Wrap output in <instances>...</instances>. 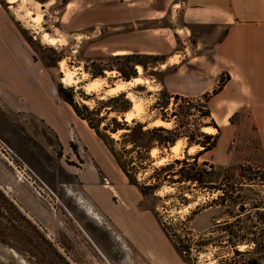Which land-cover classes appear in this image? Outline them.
Returning a JSON list of instances; mask_svg holds the SVG:
<instances>
[{
    "label": "rangeland",
    "instance_id": "rangeland-1",
    "mask_svg": "<svg viewBox=\"0 0 264 264\" xmlns=\"http://www.w3.org/2000/svg\"><path fill=\"white\" fill-rule=\"evenodd\" d=\"M78 1L2 0V4L16 19L36 58L53 69L56 89L60 85L78 107L98 111L89 116L113 139L129 178L122 175L99 138L85 133L57 98L50 127L44 118L27 117L21 122L15 115L5 117L0 109V264L249 263L254 253L235 256L234 251H251L252 240L264 246V153L257 133L264 118L248 115L245 107L250 103H243V110L228 118L211 116L209 101L230 79L227 71L221 72L211 92L199 98L168 95L161 85L163 75L171 71H162L164 58L109 56L110 33L130 31V23L116 24L118 30L103 27L91 37L92 27L78 26L84 8ZM68 2L72 4L65 7ZM117 4L125 17L127 0ZM27 12L37 21H29ZM73 17L76 25L69 24ZM134 24L137 29L174 30L185 24L193 33L192 44L197 34L209 35L211 43L224 35L223 28L187 24L181 13ZM43 33L57 38V43L45 44L40 38ZM136 65L148 82L129 88L135 102L128 101L125 93L106 101L114 97L105 94L106 88L136 77ZM61 67L75 72L76 84L62 80ZM94 79H103L106 86L87 93L83 86ZM112 107L129 108L122 114L124 120ZM127 113L134 115L132 121H125ZM153 117L168 122V127L161 128L170 133L143 132L153 128L149 125ZM123 121L129 130L109 132L123 127ZM204 128H212L213 134L204 133ZM218 134L223 135L216 154L223 156L225 145L230 157L240 149L236 162L224 168H216L202 156L203 145L211 141L205 136ZM173 137L180 146L176 157L167 156L163 164L160 159L151 162L169 153L171 146L164 141ZM187 146L198 152L186 154ZM148 147L154 148V154L146 155ZM76 193L82 200L76 199ZM79 202L91 208L99 223Z\"/></svg>",
    "mask_w": 264,
    "mask_h": 264
},
{
    "label": "crops",
    "instance_id": "crops-1",
    "mask_svg": "<svg viewBox=\"0 0 264 264\" xmlns=\"http://www.w3.org/2000/svg\"><path fill=\"white\" fill-rule=\"evenodd\" d=\"M118 2L119 0L78 1V5L84 7L78 26L80 29L92 27L89 32L91 37L103 27L110 26L113 30H118L116 24L130 23V31L110 33L107 38L111 42L107 53L109 56H121L115 54L122 53L163 57L165 62L162 64V71H171L163 75L162 87L168 95L192 99L211 92L218 84L221 72L227 71L230 79L209 101L211 116L228 118L233 112L242 111L245 106L243 103H250L245 107L249 111L248 115L264 118V0H127L128 11L125 17H121L118 12ZM70 4L72 2H68L65 7ZM88 6L91 7L87 9ZM179 13L182 21L187 24L223 28L224 35L211 43L209 35L197 34L196 42L192 44L190 39L193 33L185 24L175 30L137 29L134 24L166 16L173 18ZM65 15L66 13L63 18ZM77 21L76 17L70 18L69 24L76 25ZM84 35L90 38L87 37V32ZM173 58L176 61L170 62ZM244 87L246 89L242 91ZM55 98L79 122L85 133L97 138L86 122L79 119L69 104L59 97L53 69L45 67L36 58L16 19L0 0L1 113L5 117L15 115L16 120L21 122L27 117L44 118L48 126H53L51 122L55 116L52 112ZM160 119L150 118L149 125ZM56 131L60 134L59 130ZM257 133L264 153V125L257 128ZM221 135L223 134H218L215 147L202 155L216 168H224L236 162L240 156L239 147L232 157L228 156L227 145L223 156L216 154ZM58 139L62 143L60 136ZM99 143L104 145L100 138ZM79 145L83 146L81 143ZM170 148L169 153H162L151 162L156 163L157 159L174 156ZM183 151L188 155L198 152L191 151L189 146ZM75 197L78 199L79 194L76 193ZM78 205L91 210L84 203ZM91 212L93 213L92 210Z\"/></svg>",
    "mask_w": 264,
    "mask_h": 264
},
{
    "label": "trees",
    "instance_id": "trees-1",
    "mask_svg": "<svg viewBox=\"0 0 264 264\" xmlns=\"http://www.w3.org/2000/svg\"><path fill=\"white\" fill-rule=\"evenodd\" d=\"M57 93L61 96L62 100L64 102H66L67 104H69V106H71L73 112L75 113V115L81 119L82 121H85L87 126L97 135L98 138H100V140L103 142V144L106 146V148L108 149L109 153L111 154V156L114 158V160L116 161V163L118 164L121 172L123 173V175L127 178H129L128 172L126 171L125 167L123 166V164L121 163L120 159L117 157L116 151L114 150L112 143H113V139L110 138L109 134L106 133V130L104 129L103 132H101L98 127L92 122L89 114H94V115H98V111H92V112H88V110L85 107H78L76 105V103H74L73 98L69 95L65 94L64 89H62V87L60 85L57 86ZM123 96V93H119L118 95L108 98L106 101H114L117 100L119 98H121ZM113 112L116 113V115H121V118L124 120L123 117V113L128 111V107L126 109H116V108H111ZM109 113V112H108ZM106 117H103L101 119H98L99 123L105 119ZM116 117H112L111 121L113 123H116ZM143 128V127H142ZM119 129H123V130H129V125H127V123H125V121H123V127L115 129V130H109V132L112 133H116L117 130ZM159 131H164L166 133H170V131H166L165 129H162L161 127H154L152 129L149 130H145L143 132H147V133H156ZM207 138H210L211 141H207L204 145H203V150L204 151H210L211 149H213L216 145L217 142V136L214 137H208L205 136ZM176 137L170 138V139H166L164 142L165 146H171L174 144V142L176 141ZM163 144L159 143L158 148L162 147ZM153 147H148L146 150V155L149 154V151L152 149ZM149 156V155H148ZM177 161H175L176 163ZM196 180V179H195ZM162 229L164 230V232L167 235L166 232V228L163 227L162 224H160ZM254 243V248L249 251H234V255L235 256H244V255H249V253H254L255 258L252 261H249V263L247 264H264V246H262L261 244H258L257 242L253 241ZM235 247V246H234ZM176 251L178 252L177 248H175Z\"/></svg>",
    "mask_w": 264,
    "mask_h": 264
},
{
    "label": "bare ground",
    "instance_id": "bare-ground-1",
    "mask_svg": "<svg viewBox=\"0 0 264 264\" xmlns=\"http://www.w3.org/2000/svg\"><path fill=\"white\" fill-rule=\"evenodd\" d=\"M9 3H13L14 1H21L23 2L24 0H7ZM26 18L29 19V21L31 22H36L37 20V17H35L34 15H32L30 12H27L25 14ZM41 38V41H43L45 44H48V45H54L57 43V40L55 38H52L50 37L47 33H43L41 34L40 36ZM115 55H121V53H118V54H115ZM63 64H61L62 66ZM163 67V66H161ZM62 71L64 72V78L62 79L63 81H65L67 84H76L77 81L76 80H73V75L75 74V72L73 71H68V70H64L63 67H61ZM135 70L137 72V76L132 78V80H128V81H119V82H116L113 86H109L108 88H106L105 90V94L107 96H115L119 93H125V97L128 99V101L130 102H135V98H134V95L129 92V88L132 87V86H135V85H144L146 84L148 81L144 78L141 77V73H142V68L139 66V65H136L135 66ZM81 73V72H80ZM107 75H110V76H113V72H107ZM109 77V76H108ZM80 78H84L83 76H81ZM85 79V78H84ZM83 79V80H84ZM105 79V78H104ZM64 83V82H63ZM105 81L103 79H94V80H91V81H88L84 84V90L87 92V93H95V92H99L100 90H102L103 87H105ZM83 89V88H82ZM104 92V91H103ZM140 105V104H139ZM139 107V106H138ZM141 109V108H140ZM139 109V112H141ZM124 117V116H123ZM133 117L134 115L133 114H129L127 113L125 115V121H132L133 120ZM169 124L168 123H165L161 120H156L154 121L152 124H151V127H168ZM204 133L206 134H213L214 130L212 128H204L203 130ZM180 146L178 144H174V145H171V152L173 154H178V151H179V148ZM155 150L153 149L151 151L152 154H154ZM176 156H174L175 158ZM165 162L164 159H161L159 161V164H163ZM158 164V165H159ZM67 192L68 193H71V191H69L67 189ZM80 200V199H79ZM78 204H81L82 205V202H79ZM88 209V208H87ZM90 211V209H88ZM92 213V212H91ZM93 217L95 218V220H98V216H95L94 213H92ZM243 248V247H242Z\"/></svg>",
    "mask_w": 264,
    "mask_h": 264
},
{
    "label": "built area",
    "instance_id": "built-area-1",
    "mask_svg": "<svg viewBox=\"0 0 264 264\" xmlns=\"http://www.w3.org/2000/svg\"><path fill=\"white\" fill-rule=\"evenodd\" d=\"M230 145L233 147V142Z\"/></svg>",
    "mask_w": 264,
    "mask_h": 264
}]
</instances>
